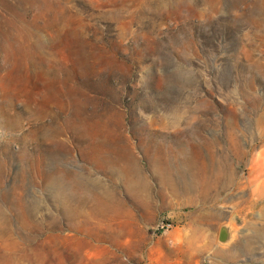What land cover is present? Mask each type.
<instances>
[{
	"label": "rangeland",
	"instance_id": "1",
	"mask_svg": "<svg viewBox=\"0 0 264 264\" xmlns=\"http://www.w3.org/2000/svg\"><path fill=\"white\" fill-rule=\"evenodd\" d=\"M0 264H264V0H0Z\"/></svg>",
	"mask_w": 264,
	"mask_h": 264
},
{
	"label": "bare ground",
	"instance_id": "2",
	"mask_svg": "<svg viewBox=\"0 0 264 264\" xmlns=\"http://www.w3.org/2000/svg\"><path fill=\"white\" fill-rule=\"evenodd\" d=\"M127 155L129 158H131V161L134 162V159L131 154L127 153ZM108 162L111 163L115 169L120 168L116 161L113 159V157L108 158ZM186 163L190 167L187 158ZM127 170L128 168L126 167L125 182L127 183V187H142L150 196L152 194V190L150 189L149 180L147 176L142 174L141 170L139 173L138 170L137 178L134 179L130 176V172H128ZM153 170V172H155L158 185L160 187L159 192L161 197L165 196V191L167 190L170 191L172 194H178L180 191L191 193V191L194 190V182L196 181L193 179V181L188 179L186 173L184 172L175 174L173 172V169L171 168V165L168 163L166 165H155ZM59 183L60 181L57 179V177H50L48 186L50 188L54 187L53 197L56 201H58L60 204L67 203V207L65 208V216L69 223H71L76 229L87 227L90 224L96 227L101 226L104 221L106 222L104 218H107L110 212L114 211L115 209V205L113 204V202L115 201L113 195L114 193H112L111 191L110 193H108L107 191H100L98 189L90 188L85 190L86 192H84V195L81 196V198L75 205H71V202L74 199L73 196L76 195L72 190H74L73 188L77 186H74L73 188H71L70 186L71 191H69V193L65 195L63 193V190L58 189ZM179 185H182V187L180 188ZM203 185L204 187L200 191V196L202 197L207 194L210 187L214 184H211V181H204ZM97 238L98 240H103L101 236Z\"/></svg>",
	"mask_w": 264,
	"mask_h": 264
}]
</instances>
